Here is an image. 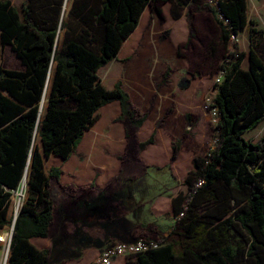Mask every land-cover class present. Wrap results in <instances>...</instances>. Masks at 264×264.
Wrapping results in <instances>:
<instances>
[{
	"label": "trees",
	"instance_id": "1",
	"mask_svg": "<svg viewBox=\"0 0 264 264\" xmlns=\"http://www.w3.org/2000/svg\"><path fill=\"white\" fill-rule=\"evenodd\" d=\"M195 1L26 0L18 8L0 0V231L12 227L11 198L26 175L6 264L81 257L33 243L50 236L53 182L64 175L60 167L47 172L45 162H68L101 109L112 103L119 105L126 138L144 125L147 117L122 84L108 89L98 72L119 56L148 6L162 16V6L170 4L172 18L179 20ZM215 2L209 8L227 51L232 38L251 25L249 67H242L246 54L237 46L225 57L211 106L218 114L215 147L193 158L187 193L172 200L178 230L157 240L156 248L126 257L125 264H264V135L257 142L245 138L264 122V59L254 43L264 32L248 20L247 0ZM6 47L22 69L2 65ZM153 143L154 135L140 148Z\"/></svg>",
	"mask_w": 264,
	"mask_h": 264
},
{
	"label": "rangeland",
	"instance_id": "2",
	"mask_svg": "<svg viewBox=\"0 0 264 264\" xmlns=\"http://www.w3.org/2000/svg\"><path fill=\"white\" fill-rule=\"evenodd\" d=\"M10 1L19 8L26 0ZM194 3L179 20L172 18L168 5L162 6V16L146 13L137 33L120 55L98 72L108 89L117 82L122 84L134 107L147 117L144 125L126 138L125 127L118 121L117 105H107L99 112V131L93 137L86 136L81 148L68 162L56 158L46 160L47 172L52 167H60L65 171L63 178L70 179L72 175L68 169L72 164L87 163L98 177L102 175L98 169L100 165L112 170V164L128 162L133 168L130 175L135 179L133 183L125 186L120 180L127 176L123 171L111 187L128 210L141 206L146 197L171 195L176 198L187 193L184 184L193 169V158L206 157L215 147L217 130L211 106L216 94L215 84L223 80L221 67L225 57L236 46L242 51L243 46L247 59L250 49V41L245 43L241 34L239 41H232L227 51L218 41L217 16L204 0ZM259 22L264 29V21L260 19ZM254 43L264 59V33L256 35ZM2 65L7 69H22L10 47L4 50ZM152 135L154 143L141 149L140 144ZM263 135L264 122L245 134V138L257 142ZM25 183L13 192L12 218L22 206ZM55 185L58 195L57 183L53 182ZM198 211L202 213L203 208ZM157 223L161 233L157 227H151L147 235L135 241L157 243L178 230L176 218L170 215H162ZM4 232L10 233L11 227L0 231V236ZM55 242L58 241L53 236V247ZM0 247V264H5L8 255L4 245ZM73 252L82 256V250Z\"/></svg>",
	"mask_w": 264,
	"mask_h": 264
},
{
	"label": "crops",
	"instance_id": "3",
	"mask_svg": "<svg viewBox=\"0 0 264 264\" xmlns=\"http://www.w3.org/2000/svg\"><path fill=\"white\" fill-rule=\"evenodd\" d=\"M247 1L248 20L255 21V27L264 32L259 22L260 19L264 21V0ZM167 5L170 11L171 5ZM148 12L156 13L151 6H148L131 37L137 33L145 14ZM207 22L211 23L210 20H207ZM250 28L251 25L248 24L241 33L245 43L250 41ZM216 33L219 41L220 28ZM131 37L125 42L123 48ZM241 49L242 52L245 51L243 46ZM244 53L246 54V52ZM244 63H247V66ZM242 67L248 69V57L247 59L245 57ZM115 104L120 114L119 105L118 103ZM98 131L99 125L96 123L85 134L77 150L83 145L86 136L93 137ZM111 166L112 170L109 166L100 165L98 169L102 172V175L97 177L89 164H72L68 169L72 177L64 179L63 175L57 183L58 195L55 193L56 185L53 186L52 196L55 202V212L50 228V236L48 239H35L33 243L41 249L52 248L54 252L56 250L57 252L82 250L81 258L64 261L60 264H92L109 244L133 242L144 234L147 235L151 227H157L159 233H161V226L157 223L158 219L166 214L174 218L172 208L174 196L171 195L158 196L157 198L146 197L142 205L135 206L134 210H128L125 206H122L118 200V192L114 193L111 188L112 183L119 179L121 172L125 171L126 178H120V180L125 183V186L132 184L135 180L130 176L133 168L128 162L114 163ZM53 236L58 241L57 244L55 242L54 247L52 244ZM125 261L126 258L119 257L114 260L113 264H125Z\"/></svg>",
	"mask_w": 264,
	"mask_h": 264
},
{
	"label": "built area",
	"instance_id": "4",
	"mask_svg": "<svg viewBox=\"0 0 264 264\" xmlns=\"http://www.w3.org/2000/svg\"><path fill=\"white\" fill-rule=\"evenodd\" d=\"M206 4L211 7H216L215 0H204ZM220 19H223L220 16ZM227 23V20L225 21ZM232 41H239L238 37H233ZM231 41V42H232ZM217 109L212 108V117L215 124H217ZM12 238V231L10 233L4 232L0 236V244L4 245V249L8 255L9 253V246ZM157 244L152 241L147 240H139L135 242H115L106 246V248L101 252L98 259L92 264H113L114 260L119 257H129L134 256L140 253H143L147 250L156 248Z\"/></svg>",
	"mask_w": 264,
	"mask_h": 264
},
{
	"label": "water",
	"instance_id": "5",
	"mask_svg": "<svg viewBox=\"0 0 264 264\" xmlns=\"http://www.w3.org/2000/svg\"><path fill=\"white\" fill-rule=\"evenodd\" d=\"M42 105H43V102H42ZM25 181H26V175L24 176V181L23 182H25ZM18 213H19V211H16V213L14 215V218H13L12 227H11L12 233H13V230H14V225H15ZM6 262H7V260L5 261V264H6Z\"/></svg>",
	"mask_w": 264,
	"mask_h": 264
},
{
	"label": "bare ground",
	"instance_id": "6",
	"mask_svg": "<svg viewBox=\"0 0 264 264\" xmlns=\"http://www.w3.org/2000/svg\"><path fill=\"white\" fill-rule=\"evenodd\" d=\"M26 184V183H25ZM24 185V184H23ZM17 211H19V209L17 210Z\"/></svg>",
	"mask_w": 264,
	"mask_h": 264
}]
</instances>
